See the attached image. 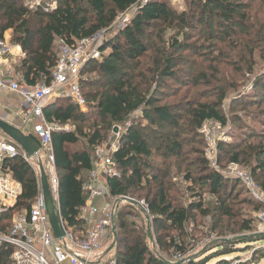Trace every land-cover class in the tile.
Returning a JSON list of instances; mask_svg holds the SVG:
<instances>
[{"label":"trees","instance_id":"1","mask_svg":"<svg viewBox=\"0 0 264 264\" xmlns=\"http://www.w3.org/2000/svg\"><path fill=\"white\" fill-rule=\"evenodd\" d=\"M138 1L57 0L56 8L47 12L30 10L23 0H0V38L11 30V41L25 53L14 66L23 83L48 85L59 60L57 41L71 47L76 41L108 31L119 15L138 6ZM257 2L264 7V0H187L183 11L165 0L139 5L124 27L100 44L102 59L89 61L82 71L79 86L87 111L82 112L70 98H55L45 106L43 115L49 125L74 128L53 131L51 138L59 212L65 226L78 236L86 228L81 210L88 192L83 186L93 168L95 148L105 143L114 125L125 126L138 111L147 123L129 125L111 154L118 171L117 176L107 178L109 194L117 198L111 249L115 264H173L161 254L172 248L183 252L190 222L195 226L198 217L210 216L219 223L242 220L243 205L261 209L251 197H241L244 187L240 180L225 178L204 157L205 144L198 130L206 121L226 124L221 107L227 92L218 77L220 70L211 65L205 71L196 70L203 63L217 62L224 52L240 48L248 51L247 69L248 64L255 66V53L264 49V18L252 17ZM242 52H238L240 59L236 53L229 54L235 59L233 65L242 63ZM190 62L193 71L185 69ZM92 74L96 76L92 78ZM181 75L188 78L187 87L205 85L203 96L160 105L152 89H161L165 79L182 83ZM254 88V97L264 103V75ZM242 139L219 145V165L248 166L264 192V128ZM81 141V148L71 149ZM2 167L22 187L15 206L0 213V235H9L14 218L29 212L39 189L32 164L21 156L5 158ZM180 175L190 184L188 194L197 201L184 204L174 196L180 194L174 182ZM204 194L213 198L207 205L201 200ZM123 197L146 204L152 219L145 222V230H152L154 248L148 232L127 220L134 210L144 216L143 211ZM241 223V230H251L250 220ZM259 241L221 242L212 256L179 264H208L214 258L220 259L217 264H228L224 257L248 252L249 244ZM12 250L10 245H0V264H9Z\"/></svg>","mask_w":264,"mask_h":264},{"label":"built area","instance_id":"2","mask_svg":"<svg viewBox=\"0 0 264 264\" xmlns=\"http://www.w3.org/2000/svg\"><path fill=\"white\" fill-rule=\"evenodd\" d=\"M23 1L25 7L30 10L44 9L47 12L53 11L57 4V0ZM149 1L152 0L138 1V6ZM99 46V41L96 42V35L89 39L76 41L71 47L66 46V53L59 58L50 84L28 86L20 80V75L15 74L14 70V66L25 57V53L5 34L0 38V90L9 91L20 97L23 123L24 125L32 124L33 135L41 145L40 152L44 151L48 154L49 189L59 224L64 232L62 238H55L45 211L40 180L37 178L39 192L29 212L14 218L9 235H0V245L7 244L13 248L9 256V264H115L112 258L103 261L100 258L94 259L93 254L97 248L109 241L108 246L110 247L115 240L117 198L109 194L107 178L118 174L111 154L117 150L119 140L111 144L107 153L101 146L94 150L93 168L83 186L84 190L88 192V198L81 210V218L85 222L86 228L78 236L65 226L59 212L57 204L58 177L52 153V132L68 131L69 129L56 124L49 125L43 115L45 106L53 98H70L82 112L87 111L86 101L79 83L86 64L92 60L100 61L102 59ZM209 123H213V121L204 122L201 126L202 130H205L203 128ZM16 156H21L28 162L30 160L12 141L5 138L0 139V213L14 207L22 193L20 183L15 181L10 174L4 172L2 167L5 158ZM242 180L246 182L253 198L262 205V210L259 213V231L264 233V192L246 177H242ZM97 199H101V203L98 205L95 204ZM122 199L126 202L135 201L129 197ZM138 205H141L147 212L144 202Z\"/></svg>","mask_w":264,"mask_h":264},{"label":"rangeland","instance_id":"3","mask_svg":"<svg viewBox=\"0 0 264 264\" xmlns=\"http://www.w3.org/2000/svg\"><path fill=\"white\" fill-rule=\"evenodd\" d=\"M143 0H139L142 2ZM169 3V5L178 10L183 11L186 9V2L187 0H165ZM137 8L133 7L124 14H120L116 21L112 24L108 31H102L96 34V42L99 41V45L103 42L104 39L110 37L115 30H119L124 27V25L130 20L133 14L136 12ZM252 17L257 18L260 21L264 18V7L260 8L258 2L254 3L252 9ZM171 33L169 32L167 36ZM12 36V31L11 35ZM56 50L58 52L59 58L66 53L64 46L60 41L56 42ZM243 51L241 53V57L243 59L240 60L236 65H233L235 59L233 58L234 53L237 54V59H240L238 56V52ZM108 52V51H107ZM261 53L258 54L256 52L255 57V66L248 64L247 69V62H248V51L242 48L238 50H230L229 52H224L221 57L218 58L217 62H207L203 63L202 67L197 66L196 70H204L207 65H211L212 68H216L220 70V80L223 81L224 87L226 88V98L222 103L221 111L226 119V124L222 125L221 123L213 122L209 123L205 128V130L200 129L198 130L200 136L204 141V157L213 168V170L222 174L225 178L228 179H239L241 184L243 185L244 191H241V197L245 196L246 198L251 197L255 200L252 196V193L248 190L246 186V182L242 180V177H246L248 180L255 183L257 186V182L251 176L248 166H243L239 164L229 163L226 164L224 168H221L218 162L219 159V150L218 147L220 144H232L235 142H241L243 137L248 138L249 135H252L253 132H258L259 130L264 128V116H260L262 110H264V103H262L260 98L254 97L255 95V83L258 78L264 75V49H261ZM231 55V57L229 56ZM263 57V59L261 58ZM225 60V61H223ZM188 63L187 67H183L185 69L193 71V67ZM251 67V69H249ZM202 68V69H200ZM241 70V73H239ZM15 74H19L15 71ZM198 72V71H197ZM96 74H92L91 77H95ZM182 83H177L176 81L165 79L164 86L156 91V87L152 89L153 95L155 98L159 100L160 105L164 104H174L177 102H181L184 98H190L194 96L195 99H199L203 96L202 92L206 88L205 85H199L196 87H187L188 78L184 75H181ZM227 83V85H226ZM189 84V83H188ZM213 88L211 89V91ZM198 94V95H196ZM251 101L250 104L246 102H242L244 100ZM6 103H19L17 100H14L12 97H9L7 100H4ZM20 109V106L17 108ZM6 114H13V112L5 111ZM4 112V113H5ZM142 112H136L130 119L129 122L125 126L114 125L111 131L108 134L107 140L105 143L102 144L101 148L107 153L110 148L111 144L115 141H118L121 138V135L125 132L127 127H130L133 124H141V126L146 125L147 123L141 119ZM0 118L5 120V117ZM7 122V121H6ZM8 123V122H7ZM18 124L17 122H13ZM10 124V123H9ZM14 124V125H16ZM12 125V124H11ZM13 125V126H14ZM130 125V126H129ZM17 127V126H15ZM21 129V127L19 128ZM69 130H74L73 127L69 126ZM24 133L28 135H33L32 132V124H27L24 128L21 129ZM151 133V131H148ZM247 134V135H246ZM241 136V137H240ZM4 136L0 132V139ZM5 138V137H4ZM6 139V138H5ZM82 144L71 147L72 150H76L82 147ZM29 162L32 164L36 176L40 179L39 175V164H42L43 169L47 178L50 177V169H49V162H48V154L44 151L40 152L34 158L30 159ZM225 164V163H224ZM234 165V166H233ZM236 165V166H235ZM177 179V180H176ZM175 179V184L180 188V194L174 195L177 199H180L182 203L187 204L190 202H195L198 199L191 197L188 193V186L190 185L188 182H185L182 175ZM259 187V186H258ZM260 189V187H259ZM262 190V189H260ZM263 191V190H262ZM133 199V198H131ZM196 199V200H195ZM135 200V199H133ZM202 201L204 204L207 205L208 203L212 202L213 198L208 195L204 194L202 196ZM256 201V200H255ZM135 205L139 206L140 210L143 211L144 216H142L138 210H134L133 215L127 217L128 222H133L139 228L145 230V222L151 221V216L145 209L138 205L143 200H136ZM260 204V203H259ZM261 205V204H260ZM235 211L239 209L235 207ZM262 210L259 208L258 210L254 209L252 206L243 205L241 211V218L242 220H250L251 221V230L250 231H243L241 230V221L239 218L235 219L234 221L227 222L225 219L222 220L221 223L218 222V219L213 217H198L197 223L194 226V223L190 222L186 229L185 234L186 237L185 245L183 248V252H179L174 250L173 248L168 253H162L161 256L165 258L167 261L173 264H179L188 262L191 260H203L215 252V247L221 242H230L234 244V241L238 240H245L249 238H260L261 241L255 242L250 245V251L244 250L243 252H235L230 256L224 257L225 260L228 261V264H264V238L261 237L259 231V213ZM239 212V211H238ZM146 232L152 240V248H154L153 244V232L152 230L146 227ZM178 246H182L181 241L178 238H175ZM110 242V241H109ZM109 242L105 243L104 245L97 248L93 254V258H100L103 261L108 260L113 257L114 251L108 249ZM181 243V244H180ZM114 247V246H113ZM112 247V248H113ZM241 247V246H240ZM110 248V247H109ZM243 248V247H242ZM241 250V249H240ZM220 259H211L209 260L208 264H217Z\"/></svg>","mask_w":264,"mask_h":264},{"label":"water","instance_id":"4","mask_svg":"<svg viewBox=\"0 0 264 264\" xmlns=\"http://www.w3.org/2000/svg\"><path fill=\"white\" fill-rule=\"evenodd\" d=\"M0 132L17 145L20 150L26 155L27 158H34L41 150L40 142L34 135L25 134L19 128L7 123L0 118ZM39 175H40V185L42 190V195L45 203V211L48 216L50 227L54 233L55 238L60 239L63 237L64 232L59 224L58 217L55 212L53 199L51 197L48 179L43 169L42 164H39ZM132 204L136 202L132 201ZM261 237L264 238V234H261ZM113 242L110 246V250L114 246ZM109 251V250H108Z\"/></svg>","mask_w":264,"mask_h":264},{"label":"crops","instance_id":"5","mask_svg":"<svg viewBox=\"0 0 264 264\" xmlns=\"http://www.w3.org/2000/svg\"><path fill=\"white\" fill-rule=\"evenodd\" d=\"M10 35H11V30H9L5 33V36L7 38H9V37L11 38ZM9 97H12L14 100H17L19 103H17V104L16 103H6L4 100L5 99L7 100ZM53 99H55V98H53ZM52 100H50V102ZM19 106H20V109H17ZM21 107H22V102H21V99L19 96H17L14 93H11L9 91H6V90H0V114H1V117L2 118L5 117V120L12 125L16 124L13 122H17L18 124L14 125V126H17V128L21 127V129H22L26 125H24V123H23V116L21 113ZM5 111L13 112V114H8V113L6 114ZM4 137L2 139H4ZM88 176H89V174H88ZM100 203H101V199L95 200L96 205H98Z\"/></svg>","mask_w":264,"mask_h":264}]
</instances>
